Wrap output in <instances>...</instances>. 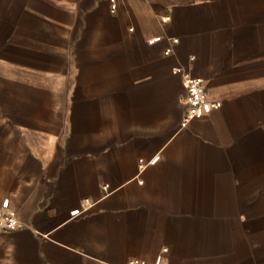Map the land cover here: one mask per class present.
Segmentation results:
<instances>
[{"label": "crops", "instance_id": "obj_1", "mask_svg": "<svg viewBox=\"0 0 264 264\" xmlns=\"http://www.w3.org/2000/svg\"><path fill=\"white\" fill-rule=\"evenodd\" d=\"M0 207V264H264V0H0Z\"/></svg>", "mask_w": 264, "mask_h": 264}, {"label": "built area", "instance_id": "obj_2", "mask_svg": "<svg viewBox=\"0 0 264 264\" xmlns=\"http://www.w3.org/2000/svg\"><path fill=\"white\" fill-rule=\"evenodd\" d=\"M116 10V5H113V11ZM178 38H173L174 43H178ZM171 49L166 51L167 54ZM175 72L183 74L186 93L183 96L186 105L183 115L182 126L187 127L191 121L204 112H209L219 108L221 103L218 100L210 99L206 84L203 78L193 76L188 70L178 66L174 69ZM22 226L18 217L11 211L0 207V227L5 229H15ZM166 249V248H165ZM128 264H143L132 259Z\"/></svg>", "mask_w": 264, "mask_h": 264}]
</instances>
